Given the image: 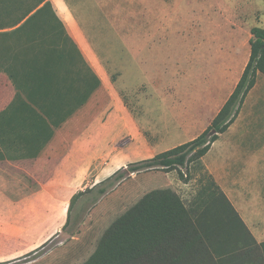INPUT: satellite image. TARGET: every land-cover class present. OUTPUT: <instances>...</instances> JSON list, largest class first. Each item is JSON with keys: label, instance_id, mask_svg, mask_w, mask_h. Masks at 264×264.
<instances>
[{"label": "crops", "instance_id": "1", "mask_svg": "<svg viewBox=\"0 0 264 264\" xmlns=\"http://www.w3.org/2000/svg\"><path fill=\"white\" fill-rule=\"evenodd\" d=\"M157 1L162 4L48 0L71 41L64 35L52 38L49 53L22 54L26 60L17 61L25 70L26 91L33 88L32 99L23 90L17 98L6 63H0V263L25 256L61 233L80 190L198 137L233 93L251 47L243 67L225 71L222 83L195 84L192 94L162 115V128L154 131L148 117L141 120L125 103L115 90L104 51L95 43L107 44L108 58H122L121 44L128 43L129 57L136 59L137 44L167 41L161 28L170 26L171 18L157 12L164 11L158 8L164 2L170 5ZM241 1L243 16L264 14V0ZM94 5L97 10L90 9ZM99 18L109 24L108 33L98 30L104 26ZM110 44L119 46L111 49ZM263 82L264 74H259L244 106ZM244 119L243 110L202 162L258 241H264V131L240 129Z\"/></svg>", "mask_w": 264, "mask_h": 264}, {"label": "rangeland", "instance_id": "2", "mask_svg": "<svg viewBox=\"0 0 264 264\" xmlns=\"http://www.w3.org/2000/svg\"><path fill=\"white\" fill-rule=\"evenodd\" d=\"M40 1L4 0L6 10L0 7V27L10 24L17 16V8H31ZM164 1H168L170 7L164 2L163 7H158L164 11L160 9L157 14L163 18L169 14L171 18L170 26L161 28V34L168 36L167 41L137 44L139 54L136 59L129 57L128 43L121 44L122 58H108L109 53L104 50L107 44L95 43L102 53L104 51L115 90L141 120L148 117L152 121L148 125L153 126L154 131L163 127L162 115L170 114L172 106L192 94L195 84L222 83L225 71L243 67L250 54L252 28L256 25L264 27V14H241V9L246 8L241 0ZM90 9L97 10L95 5ZM99 22L104 26H99L98 30L103 28L108 33L109 24L100 18ZM9 29L12 27L0 28V47L6 45L2 44L1 33ZM88 29L90 34L96 35L95 28ZM110 45L111 49L119 46ZM243 110L245 119L240 129L264 131V82L252 92L248 104L240 111ZM127 141L125 138L122 143ZM181 168L184 176L176 169L166 171L168 169L158 167L133 172L125 178L127 172L123 171L117 178L109 180L115 173L103 181L107 182L106 186L112 184L113 187L98 203L91 206L90 194L77 202L68 228L35 251L0 264H85L107 228L143 197L156 191H175L186 201L207 199L211 187L206 171L197 163Z\"/></svg>", "mask_w": 264, "mask_h": 264}, {"label": "trees", "instance_id": "3", "mask_svg": "<svg viewBox=\"0 0 264 264\" xmlns=\"http://www.w3.org/2000/svg\"><path fill=\"white\" fill-rule=\"evenodd\" d=\"M0 7L6 10L4 0H0ZM15 12L17 16L9 26L3 25L1 29L27 22L13 32L1 33L2 44L6 45L0 47V63H6L5 71L18 89L17 98L23 97V90L32 99L33 88L26 91L25 70L17 61L26 60L22 54L49 53L52 38L64 35L68 42L71 38L48 0L31 8L21 6ZM251 32L250 59L233 93L210 125L195 139L132 163L109 179L117 178L123 171L127 172L125 178L133 172L158 167L166 171L176 169L184 176L181 167L197 163L209 177V197L186 201L175 191H156L143 197L107 228L85 264H264V241H258L202 162L219 135L235 121L258 75L264 74V27L255 26ZM42 36V42L37 40ZM10 38L16 40L9 43ZM73 47L78 50L75 44ZM106 183L73 196L65 229L72 222L77 202L90 194L91 206L95 205L112 189L113 185Z\"/></svg>", "mask_w": 264, "mask_h": 264}, {"label": "water", "instance_id": "4", "mask_svg": "<svg viewBox=\"0 0 264 264\" xmlns=\"http://www.w3.org/2000/svg\"><path fill=\"white\" fill-rule=\"evenodd\" d=\"M212 133H215V130H213Z\"/></svg>", "mask_w": 264, "mask_h": 264}]
</instances>
